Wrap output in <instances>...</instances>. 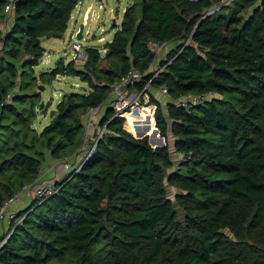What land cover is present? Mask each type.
Segmentation results:
<instances>
[{
  "label": "trees",
  "instance_id": "obj_1",
  "mask_svg": "<svg viewBox=\"0 0 264 264\" xmlns=\"http://www.w3.org/2000/svg\"><path fill=\"white\" fill-rule=\"evenodd\" d=\"M14 1L0 0V209L26 185L33 199L0 227V264H264V0H133L105 57L89 46L41 74L87 84L55 107H41L42 38L64 35L83 0ZM133 69L121 91L144 92L155 115L125 122L109 106L87 148L89 111ZM49 157L55 182L42 180Z\"/></svg>",
  "mask_w": 264,
  "mask_h": 264
},
{
  "label": "rangeland",
  "instance_id": "obj_2",
  "mask_svg": "<svg viewBox=\"0 0 264 264\" xmlns=\"http://www.w3.org/2000/svg\"><path fill=\"white\" fill-rule=\"evenodd\" d=\"M230 1H228L226 4H228ZM132 2L133 0H86L81 13L78 12L77 8L74 10L72 14V19L69 23V27L63 36L58 37L55 35L52 37L42 38V46L45 49V53L41 62L37 66H35V75L37 78H39V90L41 91L43 98L41 103L44 102L47 105L51 103L52 107H55L56 104L61 100L62 94L65 91H70L74 88L80 89L82 88L81 84L87 85L86 83H82L79 78L71 76H58L55 80H53L52 83L48 82L43 84L40 77L42 73L51 71L60 59L65 60V62H69L70 60L75 59V45H73L74 41L77 40L78 42H81L85 45V47H101L103 45H106L108 42L112 41L115 33L119 30L121 26L125 8L128 7ZM81 24H84L83 36L81 39H78L77 34L79 32ZM101 38H104V41H101ZM173 46L174 43H169L159 49L158 51L160 55L158 58L162 59L166 57L167 53L169 52V49ZM159 59L155 62V68L158 67V63L160 61ZM78 61L77 64L81 65L82 63ZM104 64L105 62H102V65ZM156 92V96L160 97L162 91L157 90ZM134 94L136 95L133 96L127 91L126 94L124 93V96L119 93L118 95L113 96L112 101L104 105L103 108H101L93 116V120L96 123V128L94 129H97V131L103 129L99 126V121L104 116V113L107 107L109 106H114L115 111L118 112L117 115L123 116L125 118V122L127 120L126 114L130 112H137V108H139V112L137 113H140L144 109V111L146 112L145 117L153 116L155 113V105H146L149 102L150 97L147 95L143 96L144 92H134ZM119 108H122V110H119ZM49 122L50 114L41 113L37 120V125L40 128H43V126L45 124H48ZM94 129L93 127H90L88 129L87 123L88 140H85L86 143H88L87 148H89L91 142L95 143V140L89 138L92 137ZM93 146L91 147L93 148ZM173 156L176 160L180 157L178 154L175 153H173ZM54 164L55 160L49 157L48 160L44 163L42 171L47 172L49 167ZM52 175V173H47L45 177H53ZM58 177L59 176H57L55 180H57ZM169 189L170 195L173 197L175 195L176 189L170 186ZM28 195V192L23 193L20 197L21 199L17 200L10 208H13V206H17V210H25L32 202L31 200L33 199V197H30V199L23 201V203L21 202V200L22 198H25ZM6 216L7 213L5 214V218ZM5 218L0 221L1 228L5 224Z\"/></svg>",
  "mask_w": 264,
  "mask_h": 264
},
{
  "label": "built area",
  "instance_id": "obj_3",
  "mask_svg": "<svg viewBox=\"0 0 264 264\" xmlns=\"http://www.w3.org/2000/svg\"><path fill=\"white\" fill-rule=\"evenodd\" d=\"M8 3H7V8L6 10L7 11H11L12 9L15 8L16 6V2L14 0H7ZM224 3L226 4L229 0H223ZM101 41H104V38H101L100 39ZM73 45H75V59L76 60H79V61H84L87 59L88 57V50H87V47H85L84 44H82L81 42H78L77 40L73 42ZM160 46H158V44H154L153 45V49L155 50H158ZM108 52V47L106 45H103L101 47H99V53H100V56L101 57H105L106 54ZM141 78V74L138 70H135L133 69L127 76H125L122 80V82H120L119 84H117L115 87H114V90L118 91L121 95L124 96V94L122 93L121 91V86H125V85H128V84H133L135 83L136 81H138L139 79ZM165 91H167V89H164ZM133 96H135L136 94H132ZM203 98L202 96H192L191 97V100L193 101H197L199 99ZM187 103V102H186ZM183 104H185V102L183 101ZM119 110H122V108H119ZM94 113H95V110H90L89 113H88V129L90 127H93V128H96V123L95 121L93 120V116H94ZM105 131V128H103L102 130H99L98 131V134L97 136L95 137L96 138V141L102 136V134L104 133ZM86 138L88 139V130L86 132ZM69 157L68 158H65V165L67 168L70 167V163H69ZM33 187L31 186H28L26 185L23 190H21L20 192H18L17 194H15L14 196L8 198L3 206L1 207L0 209V221L3 220L5 218V214L7 213L8 217V223L11 224L13 219L15 217H17L18 213L15 212V211H12L11 212V206L13 205V203H15L17 200H19V197L25 192V191H28V190H32ZM57 191V189L49 184L47 187H39L36 189V193L39 197H44V196H51L53 194H55ZM23 218L19 219L18 220V223L20 221H22ZM9 237V234L7 237H5L3 239V241L0 243V248L2 247V245L4 243H6L7 239Z\"/></svg>",
  "mask_w": 264,
  "mask_h": 264
},
{
  "label": "crops",
  "instance_id": "obj_4",
  "mask_svg": "<svg viewBox=\"0 0 264 264\" xmlns=\"http://www.w3.org/2000/svg\"><path fill=\"white\" fill-rule=\"evenodd\" d=\"M85 2H86V0H83V1L78 5V7H77L78 12L81 13L82 9L84 8ZM89 6H91V5H89ZM154 107H155V106H154ZM154 115H155V113H154ZM77 158H78V157H77ZM78 159H79V158H78ZM73 160H75V159L73 158ZM59 163H60L59 160H55V164H54V165H51V166L49 167L48 171H47V172L45 171V173H43L44 176H43L42 180H44V181H46V182H51V181H52V182H55V179H56L57 176L62 177V176H60V175H61L60 169L62 168V166H60L61 164H59ZM59 167H60V168H59ZM62 169H63V168H62ZM47 173H52V174H53V175H52L53 177H45V175H46ZM42 180H41V181H42ZM30 197H31V195H28L27 197L22 198L21 202L23 203V201H25V200H27V199H30ZM13 204H14V203H13ZM16 207H17V206H16ZM16 207L13 206V208H11V212H12V211H20V210H17Z\"/></svg>",
  "mask_w": 264,
  "mask_h": 264
},
{
  "label": "water",
  "instance_id": "obj_5",
  "mask_svg": "<svg viewBox=\"0 0 264 264\" xmlns=\"http://www.w3.org/2000/svg\"><path fill=\"white\" fill-rule=\"evenodd\" d=\"M83 30H84V24H81L80 29H79V32L77 34V38L78 39H81L82 38V36H83ZM55 35L58 36V37H61V36H63V33H57ZM44 104L45 103L42 102L41 103V107H44ZM155 109H156V107H155ZM136 111L139 112V108H137ZM52 113L54 114V110H52ZM156 134H159V136H161L160 135V132H159V129L157 127H156ZM144 136H148L149 137V142L151 143V139H152V135L151 134H144L142 136H136V137H144ZM165 145H166V142H165V138L163 136H161L158 141H155L152 144L153 147H164Z\"/></svg>",
  "mask_w": 264,
  "mask_h": 264
},
{
  "label": "bare ground",
  "instance_id": "obj_6",
  "mask_svg": "<svg viewBox=\"0 0 264 264\" xmlns=\"http://www.w3.org/2000/svg\"><path fill=\"white\" fill-rule=\"evenodd\" d=\"M214 11V10H213ZM134 111V110H133ZM128 115H131V116H136V117H141V118H144L145 117V115H146V112L144 111V109L140 112V113H137V112H130V113H128ZM101 138V137H100ZM99 138V139H100ZM98 139V140H99ZM98 140L96 141V138H95V143H94V146H93V148H92V150L95 148V146H96V143L98 142ZM91 150V151H92ZM63 162H64V164H65V161L63 160ZM70 163V162H69ZM66 166V165H65ZM70 166H71V163H70ZM67 168V167H66ZM81 168V166L79 167V169Z\"/></svg>",
  "mask_w": 264,
  "mask_h": 264
}]
</instances>
